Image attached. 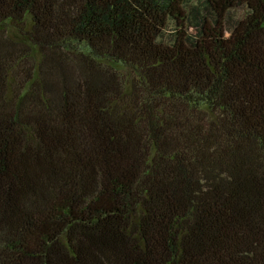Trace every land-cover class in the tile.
Instances as JSON below:
<instances>
[{"label":"trees","instance_id":"16d2710c","mask_svg":"<svg viewBox=\"0 0 264 264\" xmlns=\"http://www.w3.org/2000/svg\"><path fill=\"white\" fill-rule=\"evenodd\" d=\"M0 264H264V0H0Z\"/></svg>","mask_w":264,"mask_h":264}]
</instances>
